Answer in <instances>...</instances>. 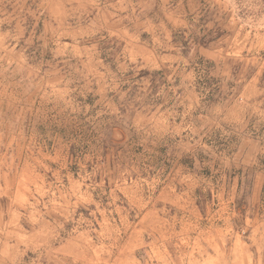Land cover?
<instances>
[{
    "label": "rangeland",
    "instance_id": "rangeland-1",
    "mask_svg": "<svg viewBox=\"0 0 264 264\" xmlns=\"http://www.w3.org/2000/svg\"><path fill=\"white\" fill-rule=\"evenodd\" d=\"M0 264H264V0H0Z\"/></svg>",
    "mask_w": 264,
    "mask_h": 264
}]
</instances>
